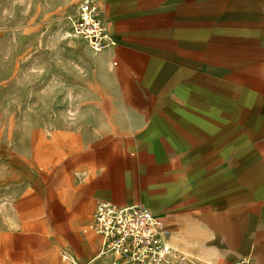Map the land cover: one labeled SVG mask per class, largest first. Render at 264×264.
<instances>
[{"label": "crops", "instance_id": "0c3cea01", "mask_svg": "<svg viewBox=\"0 0 264 264\" xmlns=\"http://www.w3.org/2000/svg\"><path fill=\"white\" fill-rule=\"evenodd\" d=\"M94 2L110 38L97 106L111 108L99 112L121 140L109 153L164 165L142 198L126 173V191L99 201L140 204L166 229L189 206L223 219L251 212L252 229L239 233L264 237V0Z\"/></svg>", "mask_w": 264, "mask_h": 264}, {"label": "rangeland", "instance_id": "374dc122", "mask_svg": "<svg viewBox=\"0 0 264 264\" xmlns=\"http://www.w3.org/2000/svg\"><path fill=\"white\" fill-rule=\"evenodd\" d=\"M81 1L0 0V264H86L98 255L94 204L126 191V173L139 199L163 173L150 156L109 153L121 140L99 112L111 108L97 106L99 51L72 32ZM215 214L171 216L170 251L152 264H264V237L239 233L252 213ZM89 264L133 263L106 254Z\"/></svg>", "mask_w": 264, "mask_h": 264}, {"label": "built area", "instance_id": "2783aa9c", "mask_svg": "<svg viewBox=\"0 0 264 264\" xmlns=\"http://www.w3.org/2000/svg\"><path fill=\"white\" fill-rule=\"evenodd\" d=\"M72 32L97 52L110 41L94 0L80 2ZM88 228L101 238L100 253L133 264L159 262L169 253L163 240L167 233L164 221L140 204L117 206L98 201Z\"/></svg>", "mask_w": 264, "mask_h": 264}, {"label": "bare ground", "instance_id": "6f19581e", "mask_svg": "<svg viewBox=\"0 0 264 264\" xmlns=\"http://www.w3.org/2000/svg\"><path fill=\"white\" fill-rule=\"evenodd\" d=\"M74 35V34H73ZM74 36H76V35H74ZM163 240L166 242V239H165V235L163 236ZM167 243V242H166ZM167 245H168V243H167ZM169 246V245H168ZM169 248H170V246H169ZM170 251V250H169ZM102 253H98V255H101ZM104 254V253H103ZM98 255H95V256H93L92 257V259L91 260H89L86 264H89V263H91L93 260H95L96 259V257L98 256Z\"/></svg>", "mask_w": 264, "mask_h": 264}]
</instances>
